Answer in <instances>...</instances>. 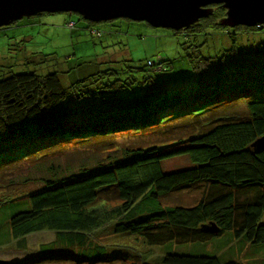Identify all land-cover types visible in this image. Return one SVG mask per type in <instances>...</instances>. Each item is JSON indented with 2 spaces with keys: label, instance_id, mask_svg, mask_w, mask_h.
<instances>
[{
  "label": "trees",
  "instance_id": "16d2710c",
  "mask_svg": "<svg viewBox=\"0 0 264 264\" xmlns=\"http://www.w3.org/2000/svg\"><path fill=\"white\" fill-rule=\"evenodd\" d=\"M213 7L191 27L164 28L180 38L188 64L182 71L161 55L134 60L106 53L57 69L55 52L35 51L0 64V248L14 243L25 250L28 235L55 233L34 255L8 264H224L216 253L159 246L226 232L264 244V150L251 147L264 136V58L256 61L264 57V26L221 25L226 10ZM70 14L87 21L93 36L107 33L99 22ZM65 25L78 27L75 20ZM211 31L220 49L206 55ZM190 127L197 131L187 137L123 148L116 142ZM70 147L103 156L97 166L55 164L53 156ZM179 156L191 166L163 168ZM34 171L46 175L34 178ZM201 186L193 205L163 203ZM120 234L136 239L107 241Z\"/></svg>",
  "mask_w": 264,
  "mask_h": 264
},
{
  "label": "rangeland",
  "instance_id": "374dc122",
  "mask_svg": "<svg viewBox=\"0 0 264 264\" xmlns=\"http://www.w3.org/2000/svg\"><path fill=\"white\" fill-rule=\"evenodd\" d=\"M69 20L77 21L78 27L70 28L65 25ZM90 25L85 20H80L77 15L67 12L47 13L24 17L15 23L0 28V64L7 65L17 63L24 52L31 53L42 51L45 53L55 52L58 56L56 68L60 69L72 63H77L79 59H91L108 53L112 57L130 58L134 60L154 57L157 55L171 58L174 61L175 71H182L187 68V60L184 51L180 46V38L170 29L156 28L147 22L129 21L126 19H116L109 22H99L96 27L106 29L107 33L102 37H95L90 30L86 28ZM262 27L264 25H256ZM83 27V28H82ZM204 48V54H215L220 49L217 43L215 32H209V37ZM22 43V44H21ZM25 48H22V47ZM106 46V47H105ZM19 51L21 52L18 55ZM107 51V52H106ZM244 53V52H243ZM80 57V58H79ZM79 58V59H78ZM263 60V56L256 57ZM255 61V62H256ZM54 63V62H53ZM192 74V69L190 70ZM244 106V105H243ZM242 105L239 108L243 109ZM197 129L192 127L189 130L179 129L172 133H158L147 135L142 138L138 135L121 136L117 139L119 146H134L135 144L148 142H162L173 137L188 136ZM140 138V139H139ZM162 139V141H160ZM96 148H68L63 154L54 155L55 164H63V168L68 164L75 167L82 163L90 166H97V158L103 154L94 151ZM94 151V152H92ZM117 155L121 151H116ZM49 164V163H48ZM191 166L187 156H179L167 159L163 162V168L166 171L181 169ZM46 175V172L34 171L32 177ZM39 182L30 184V187L39 186ZM202 186L181 192L172 193L163 197L165 205L172 204H195L201 197ZM126 235V236H125ZM55 237L52 231H42L27 236V249H16L14 243L5 244L0 248V258L16 262L28 258L38 251V246L46 241H51ZM131 242L135 237H130ZM127 234L112 236L107 241L111 243H128L130 241ZM130 244V243H129ZM137 246V245H136ZM159 246V245H158ZM163 247L167 251L173 250L188 254H217L224 264H264V244L253 245L246 241H240L233 238L231 232H226L220 236L214 237L207 242L192 241L186 243L170 242ZM232 247V249H230ZM143 246H137L138 249ZM152 252L160 256L163 252L160 248H153ZM122 261V260H121ZM118 261L115 264H124ZM43 264H73L71 261H49Z\"/></svg>",
  "mask_w": 264,
  "mask_h": 264
},
{
  "label": "water",
  "instance_id": "95a60500",
  "mask_svg": "<svg viewBox=\"0 0 264 264\" xmlns=\"http://www.w3.org/2000/svg\"><path fill=\"white\" fill-rule=\"evenodd\" d=\"M217 4L226 10L221 25H264V0H0V27L43 12H74L94 22L129 18L181 30L211 15ZM251 147L264 150V136ZM210 229L218 231L215 225ZM0 264H8V260L0 258Z\"/></svg>",
  "mask_w": 264,
  "mask_h": 264
}]
</instances>
